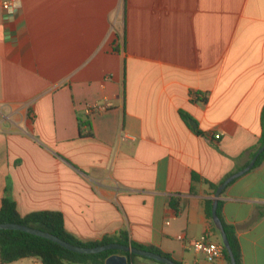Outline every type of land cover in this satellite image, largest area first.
Instances as JSON below:
<instances>
[{
	"label": "crops",
	"instance_id": "obj_1",
	"mask_svg": "<svg viewBox=\"0 0 264 264\" xmlns=\"http://www.w3.org/2000/svg\"><path fill=\"white\" fill-rule=\"evenodd\" d=\"M2 2L0 207L60 212L81 242L125 231L182 264H228L192 242L222 244L209 184L261 146L264 0H18L13 13ZM217 207L239 264H264V158Z\"/></svg>",
	"mask_w": 264,
	"mask_h": 264
},
{
	"label": "trees",
	"instance_id": "obj_2",
	"mask_svg": "<svg viewBox=\"0 0 264 264\" xmlns=\"http://www.w3.org/2000/svg\"><path fill=\"white\" fill-rule=\"evenodd\" d=\"M263 121H264V108H263ZM81 134L83 136L90 137L92 135L90 129V123L88 120H84L80 123ZM82 127H85L86 130L82 131ZM264 143V132L259 140V146ZM254 155V153L252 154ZM264 158V151L258 156L255 162V166L258 165ZM194 179L197 177L194 175ZM213 191L216 190L217 185L209 184ZM211 200L205 201V215L210 223L212 222L211 215ZM218 212V207H217ZM18 223L23 224L25 226H29L32 228H37L49 233H52L59 238L78 246H97L106 243H119L123 245H130L132 247L140 248L143 250H150L162 256H165L169 259L170 256L161 252L160 250L145 247L134 242H131L125 231H118L116 234L105 236L99 241L94 242H81L70 233H68L64 227L63 216L60 212L57 211H37L32 212L27 215L21 216L16 210L15 203L4 197L2 199L1 207H0V223ZM214 226V225H213ZM225 232L227 238L229 240L231 249L233 251L236 264H239V250L236 244L234 231L224 225ZM214 230L217 229L214 227ZM119 254L127 257V264H131L132 259L137 257V255L120 251V250H107L104 252H100L97 254H78L71 252L69 250L64 249L60 245L47 240L45 238H41L39 236H35L32 234H28L26 232H22L19 230H0V264H8L23 258H37L43 264H104L105 259L112 255ZM224 254L226 255L228 264H230V258L226 249L224 248ZM144 259H149L142 257ZM152 260V259H149ZM158 264H163L152 260ZM174 261V260H173ZM176 264H182L180 262L174 261Z\"/></svg>",
	"mask_w": 264,
	"mask_h": 264
},
{
	"label": "water",
	"instance_id": "obj_3",
	"mask_svg": "<svg viewBox=\"0 0 264 264\" xmlns=\"http://www.w3.org/2000/svg\"><path fill=\"white\" fill-rule=\"evenodd\" d=\"M263 151H264V143L256 150L249 164L244 169L229 176L221 184L218 185L217 189L215 190L214 197L212 200V207H211L212 222L214 223L216 229L218 230L220 234L222 245L226 249L230 257L231 264H236V260H235L233 251L231 249L229 240L227 238L225 229L223 227V224L217 214V204H218L219 195L221 194L225 186L229 184L233 179L239 177L240 175L248 171L250 168H252L253 165L255 164L256 159ZM1 229L19 230L22 232H26L28 234L39 236L41 238H45L47 240L55 242L56 244L60 245L66 250H69L71 252L78 253V254H97V253L104 252L107 250H120V251L128 252V253H131L137 256L149 258V259L155 260L163 264H176L172 259H169L160 254H157L153 251L143 250L140 248L132 247L130 245H123V244L112 242V243H106V244L97 245V246H91V247L78 246V245H74V244H71L63 240L59 238L58 236L53 235L52 233H49V232H46V231H43L37 228L25 226L23 224H18V223H9V222L0 223V230ZM104 264H127V257L124 255L112 254L105 259Z\"/></svg>",
	"mask_w": 264,
	"mask_h": 264
},
{
	"label": "built area",
	"instance_id": "obj_4",
	"mask_svg": "<svg viewBox=\"0 0 264 264\" xmlns=\"http://www.w3.org/2000/svg\"><path fill=\"white\" fill-rule=\"evenodd\" d=\"M17 5L18 0H3L2 2L3 9L8 13H13L18 7ZM200 97L201 95L199 94H192L191 99H197ZM110 105V103H106L98 106H89L86 107V113L87 115H90L96 111L106 109ZM178 239L182 240V237L179 236ZM192 248L195 252L203 254L205 258L209 261H214L220 258L224 252V247L221 243H215L204 238L193 241ZM34 264L43 263L39 259L35 258Z\"/></svg>",
	"mask_w": 264,
	"mask_h": 264
},
{
	"label": "rangeland",
	"instance_id": "obj_5",
	"mask_svg": "<svg viewBox=\"0 0 264 264\" xmlns=\"http://www.w3.org/2000/svg\"><path fill=\"white\" fill-rule=\"evenodd\" d=\"M135 258H136L137 260H140V261L146 260V261L151 262V263H153V264H158V263H156V262H154V261H152V260L144 259V258H142L141 256H137V257H135Z\"/></svg>",
	"mask_w": 264,
	"mask_h": 264
},
{
	"label": "clouds",
	"instance_id": "obj_6",
	"mask_svg": "<svg viewBox=\"0 0 264 264\" xmlns=\"http://www.w3.org/2000/svg\"><path fill=\"white\" fill-rule=\"evenodd\" d=\"M18 6V5H17Z\"/></svg>",
	"mask_w": 264,
	"mask_h": 264
}]
</instances>
